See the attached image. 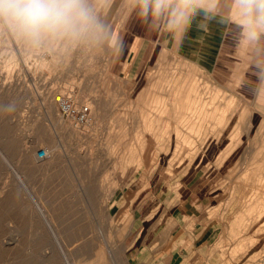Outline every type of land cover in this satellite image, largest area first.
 I'll return each instance as SVG.
<instances>
[{
  "label": "rangeland",
  "instance_id": "374dc122",
  "mask_svg": "<svg viewBox=\"0 0 264 264\" xmlns=\"http://www.w3.org/2000/svg\"><path fill=\"white\" fill-rule=\"evenodd\" d=\"M237 3L89 0L100 42L0 22V264L146 262L166 223L207 252L190 264H264V32L246 38Z\"/></svg>",
  "mask_w": 264,
  "mask_h": 264
},
{
  "label": "clouds",
  "instance_id": "9594fccd",
  "mask_svg": "<svg viewBox=\"0 0 264 264\" xmlns=\"http://www.w3.org/2000/svg\"><path fill=\"white\" fill-rule=\"evenodd\" d=\"M237 8L246 38L256 40L264 32V0H238ZM0 22L36 45L51 37L105 39L89 0H0Z\"/></svg>",
  "mask_w": 264,
  "mask_h": 264
},
{
  "label": "crops",
  "instance_id": "0c3cea01",
  "mask_svg": "<svg viewBox=\"0 0 264 264\" xmlns=\"http://www.w3.org/2000/svg\"><path fill=\"white\" fill-rule=\"evenodd\" d=\"M217 55L218 47L215 49L214 60ZM214 60L213 65L215 63ZM153 233H155L153 241L162 243L160 249L151 251V255L149 254L148 256L149 260L146 262L141 259L142 257L139 253L133 257L132 264H190L189 258H209L205 250H180L181 240L188 236V231L184 227L180 226L174 229L172 225L166 223L165 228H156Z\"/></svg>",
  "mask_w": 264,
  "mask_h": 264
},
{
  "label": "bare ground",
  "instance_id": "6f19581e",
  "mask_svg": "<svg viewBox=\"0 0 264 264\" xmlns=\"http://www.w3.org/2000/svg\"><path fill=\"white\" fill-rule=\"evenodd\" d=\"M181 87V86H180ZM174 89V88H173ZM178 92V91H177ZM161 95V94H160ZM189 95V94H188ZM171 95H168V97H170ZM175 95H172V103H174V105H180L181 106V108L182 107H185V101H184V103H182V99L181 98H179V96H177V97H174ZM166 97H167V95H166ZM164 98V97H163ZM191 99V98H190ZM157 100V99H156ZM189 100V99H188ZM198 101H200V102H196L195 103V100L193 99V101H194V103L195 104H193V102H192V105H194V107H198L199 105L201 106V107H204V106H206L207 104H210L211 105V103H209V101L208 100H205L204 102H202L199 98L197 99ZM191 101V100H190ZM91 103V102H90ZM169 101H165V105H164V107H162L161 109H159V112H162V113H170V109H169ZM213 103V102H212ZM149 104V103H148ZM163 104V103H162ZM93 105V104H92ZM196 105V106H195ZM208 106V105H207ZM227 107V106H226ZM205 108V107H204ZM218 108V107H217ZM222 108V107H221ZM184 109H186V108H184ZM191 109V108H190ZM190 109H189V111H190ZM197 108H195V110H196ZM222 110V109H221ZM226 110V109H225ZM157 112H158V110H157ZM177 112H179L178 111V109H177ZM195 112V111H194ZM207 112H209V111H206V109H202V108H199V109H197V112H196V118L195 117H193V120L195 121V120H199V119H206L207 117H205V113H207ZM211 112H212V110H211ZM219 112V111H218ZM223 112V111H222ZM222 112H220V113H222ZM217 113V112H216ZM225 113V112H224ZM227 113V112H226ZM143 114V113H142ZM148 114H149V117L148 118H145V115H144V120H145V122H144V125H146V127L148 128V129H152L151 127H152V122H153V116H152V113L151 112H148ZM161 114V113H160ZM193 114V113H192ZM223 114V113H222ZM222 114L220 115L221 117H224V116H222ZM208 115H209V113H208ZM216 115V114H215ZM214 115V116H215ZM143 116V115H142ZM181 116H184V114H182ZM146 117H147V115H146ZM192 117V116H191ZM218 118V117H217ZM208 119V118H207ZM219 119V118H218ZM157 120H159V118H157ZM205 121V120H204ZM220 121V120H219ZM161 122V121H160ZM193 122V121H192ZM206 122V121H205ZM146 123V124H145ZM190 123V122H189ZM154 125V124H153ZM168 125V124H167ZM195 125H191L190 126V128H193ZM165 127H167L168 128V126H161V128H165ZM169 127H170V125H169ZM195 128V127H194ZM204 127H202V128H199L200 130H202ZM198 129V128H197ZM198 129V130H199ZM166 130V129H165ZM203 130H205V129H203ZM197 131V130H196ZM140 132V131H139ZM198 134H201V133H198ZM168 135V134H167ZM195 135H196V132H195ZM169 136V135H168ZM177 136L178 137H182V138H188V136L189 135H187V134H185V133H182V132H177ZM162 137H163V135H162ZM170 137V136H169ZM190 137V136H189ZM191 138V137H190ZM145 141V140H144ZM184 141V140H183ZM187 141V140H186ZM191 141H193L192 139H191ZM206 141V140H205ZM187 142H189V141H187ZM195 142V141H194ZM132 143V142H131ZM177 143V142H176ZM175 143V144H176ZM192 143V142H191ZM189 144H190V142H189ZM134 145V144H133ZM141 145V144H140ZM179 145V144H178ZM192 145V144H191ZM143 147H144V145H142ZM176 146V145H175ZM156 148V147H155ZM176 148V147H175ZM190 148V147H189ZM177 149V148H176ZM178 150V149H177ZM127 151V150H126ZM168 151V150H167ZM195 151V150H194ZM48 152V151H47ZM129 152H130V150H129ZM136 152V151H135ZM182 152V151H181ZM189 152V151H188ZM125 153V152H124ZM130 153H132V151L130 152ZM129 153V154H130ZM178 153H179V151H178ZM136 154V153H135ZM143 154V153H142ZM192 154V153H191ZM132 156L134 155V154H131ZM49 152H48V157L47 158H49ZM132 156H130V157H132ZM135 157H137V155H134ZM142 158V157H141ZM122 159V158H121ZM124 159V158H123ZM132 159V158H131ZM139 160V159H138ZM133 161V160H132ZM141 161V160H140ZM116 162V161H115ZM135 163V162H134ZM142 163V162H141ZM140 162H139V164H141ZM122 165V164H121ZM143 165V164H142ZM142 165H140V166H142ZM115 166V165H114ZM124 170V169H123ZM153 171V170H152ZM258 187V186H257ZM246 188V187H245ZM259 188H261V186L259 187ZM254 189V188H253ZM257 189V188H256ZM255 189V190H256ZM264 189V188H263ZM254 191V190H253ZM257 191V190H256ZM258 192H259V190H258ZM258 192H257V194H258ZM256 194V193H255ZM254 194V195H255ZM256 194V195H257ZM264 194V193H263ZM248 197V196H247ZM249 198H251V197H249ZM249 198H248V200H249ZM236 199V198H235ZM252 199V198H251ZM246 200H247V198H246ZM263 200V199H262ZM258 201V200H257ZM261 201V200H260ZM248 202V201H247ZM249 202H250V200H249ZM262 202V201H261ZM264 202V201H263ZM245 204V203H244ZM245 207V206H244ZM262 207H264V206H262ZM239 212V211H238ZM250 212V211H249ZM249 214H251V213H249ZM235 217V216H234ZM243 220H244V218H243ZM233 221V220H232ZM240 221V220H239ZM242 222V221H241ZM254 222H255V220H254ZM247 228V227H246ZM263 228V227H262ZM260 229V228H259ZM262 231V230H261ZM244 243H240V247H242V245H243ZM63 248V247H62ZM63 250V249H62Z\"/></svg>",
  "mask_w": 264,
  "mask_h": 264
},
{
  "label": "built area",
  "instance_id": "2783aa9c",
  "mask_svg": "<svg viewBox=\"0 0 264 264\" xmlns=\"http://www.w3.org/2000/svg\"><path fill=\"white\" fill-rule=\"evenodd\" d=\"M56 100L63 116L74 118L78 123L86 122L90 119L91 108L89 105H77L70 98L63 95L57 96ZM37 156L39 159L44 160L48 157V152L45 148H41L37 152Z\"/></svg>",
  "mask_w": 264,
  "mask_h": 264
}]
</instances>
